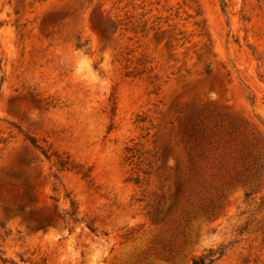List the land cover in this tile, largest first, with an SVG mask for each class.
Segmentation results:
<instances>
[{
	"label": "rangeland",
	"instance_id": "obj_1",
	"mask_svg": "<svg viewBox=\"0 0 264 264\" xmlns=\"http://www.w3.org/2000/svg\"><path fill=\"white\" fill-rule=\"evenodd\" d=\"M0 264H264V0H0Z\"/></svg>",
	"mask_w": 264,
	"mask_h": 264
},
{
	"label": "clouds",
	"instance_id": "obj_2",
	"mask_svg": "<svg viewBox=\"0 0 264 264\" xmlns=\"http://www.w3.org/2000/svg\"><path fill=\"white\" fill-rule=\"evenodd\" d=\"M92 61L87 56H81V58L77 61L74 71L77 75L85 76L88 79L96 80V74H94L91 69ZM102 67L107 70L106 65H102Z\"/></svg>",
	"mask_w": 264,
	"mask_h": 264
},
{
	"label": "trees",
	"instance_id": "obj_3",
	"mask_svg": "<svg viewBox=\"0 0 264 264\" xmlns=\"http://www.w3.org/2000/svg\"><path fill=\"white\" fill-rule=\"evenodd\" d=\"M194 263H203V260L202 259L194 260Z\"/></svg>",
	"mask_w": 264,
	"mask_h": 264
}]
</instances>
